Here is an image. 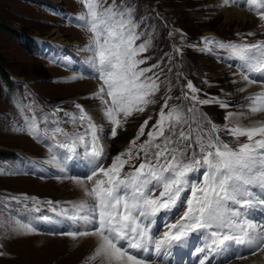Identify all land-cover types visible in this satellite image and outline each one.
<instances>
[{
	"label": "snow or ice",
	"instance_id": "6c2138e0",
	"mask_svg": "<svg viewBox=\"0 0 264 264\" xmlns=\"http://www.w3.org/2000/svg\"><path fill=\"white\" fill-rule=\"evenodd\" d=\"M81 3L77 21L88 34L82 49L88 54L87 78L97 81L89 98L99 102L107 129L82 104H75L72 112L57 108L48 114L34 100L17 105L20 120L13 129L42 143L49 153L45 163L54 166L58 179L71 181L81 193L78 201L67 202L69 207L57 213L81 227L59 234L94 241L85 264H172L174 250L187 247L192 237L199 241L190 253L199 256L197 264H232L264 256V39L248 40L257 32L244 34L240 41L204 37L200 51L213 55L222 50L225 55L218 58L236 68L233 82H242L237 92L247 93L243 103L236 101L238 109L228 110L232 108L228 101L201 99V90L186 81L183 99L188 106L170 105L173 97L165 94L148 132L151 116L106 164V137L115 139L130 117L156 104L163 81L160 71H154L158 64L141 67L149 59L144 54L150 41L137 43L141 33L129 11L117 0ZM233 6L255 15L257 29L264 34V0L220 2V7ZM173 51L179 55L182 49ZM83 78L84 74L73 77ZM257 83L260 90L248 92ZM208 104L226 110L223 125L200 112L199 105ZM70 164L81 171L70 173ZM7 200L22 203L28 211H41L35 197ZM26 200L33 205L23 203ZM51 210L57 212L55 207ZM34 219L60 222L48 215ZM5 231L28 236L38 229L34 223L10 217Z\"/></svg>",
	"mask_w": 264,
	"mask_h": 264
},
{
	"label": "rangeland",
	"instance_id": "374dc122",
	"mask_svg": "<svg viewBox=\"0 0 264 264\" xmlns=\"http://www.w3.org/2000/svg\"><path fill=\"white\" fill-rule=\"evenodd\" d=\"M215 1L117 0L139 26L141 40L137 43L150 41L149 50L144 54L149 59L141 67L158 64L159 68L154 71H160L163 83L156 104L150 105L145 113L130 117L115 139L106 137L109 145L106 164L128 146L140 125L151 116L145 128V133L148 132L165 94L173 97L170 105L188 106L189 102L183 99L186 81H192L201 90V99L219 97L228 101L232 105L228 110L238 109L236 101L243 103L237 92L238 84L233 82L236 68L230 66L232 62L218 58L225 55L222 50L216 49L217 54L209 55L200 48L204 46L207 31L211 32L207 37L240 41L244 34L255 32L254 26L238 20L226 21L224 14L215 12ZM82 11L81 0H0V69L6 72L4 75L0 72V169L6 170L0 171V205H9L7 209L0 207V225H3L0 226L3 245L0 251L4 252L0 264H85L90 254L71 237L59 234L81 227L57 215L61 208L69 207L67 202H75L77 195H73L72 185L66 187L70 184L57 178L54 166L42 163L49 155L42 143L13 130L20 120L17 105L32 100L48 114L57 108L72 112L75 104H82L107 129L99 102L89 98L96 90L97 81L87 78L85 58L74 51V48H83L88 39V34L78 26L77 17ZM261 39H264L261 33L248 37L250 42ZM174 47L182 52L177 55ZM81 74L86 78L73 79ZM199 109L213 123H225L226 110L218 105H199ZM66 127L71 130L70 125ZM144 139L146 135L138 143ZM79 171L69 165L70 173ZM23 195L37 198L36 206L41 211H28L22 203L7 200ZM47 201L53 203L50 205ZM23 203L31 207L34 202ZM53 207L56 213L51 210ZM42 215L60 222L34 219ZM10 217L34 223L37 233L28 236L6 233ZM197 243L198 240L194 247Z\"/></svg>",
	"mask_w": 264,
	"mask_h": 264
},
{
	"label": "bare ground",
	"instance_id": "6f19581e",
	"mask_svg": "<svg viewBox=\"0 0 264 264\" xmlns=\"http://www.w3.org/2000/svg\"><path fill=\"white\" fill-rule=\"evenodd\" d=\"M220 2H221V0H216L215 1V5H216V11L215 12H217L218 14H224L226 21L238 20V21H241L244 24L249 22V23H251L254 26L255 32L260 33L259 30L257 29L258 20L255 17V15H253L252 13L247 12L242 7H236V6H233L231 8L220 7ZM210 34H211V32L207 31L205 33V37L209 36ZM82 49L83 48L78 47V48H74V51H75V53L78 56L84 57L85 59H83V60L86 61L88 54L86 52L82 51ZM234 79L236 80L237 77L234 76ZM237 84H238V88H240L242 86V82H239ZM260 87H261V85L259 83L254 84L251 87H249L248 92L259 91ZM239 94H240L241 97H243L244 95H247V93H239ZM259 118L260 117H255V119H259ZM247 122L248 121H244V123H247ZM105 142L108 144L107 140H105ZM46 160L47 159L41 160V161L45 165H48L47 163H45ZM77 169L81 170L80 168H77ZM60 181L67 182L68 184H70V185H66V187H69V186L72 185L71 186L72 193H73V195H77V197L75 196L76 197L75 202L78 201L80 196H81V193L79 192L78 189H76L73 186L71 181H69V180H60ZM66 187H63V190H66ZM257 215H259V214H257ZM196 240H197V238L195 239V237H192L190 239L187 247H185L184 249L174 250V253H173L172 257H171L172 264H197L199 256L190 254L192 248L194 247V245L196 243ZM73 241L75 243L79 244L80 245L79 247H83L85 249L87 248V251H89L90 254H91V252L93 250V246H94V241L93 240H91V239H83V240H79V241H76V240H73ZM198 243H199V241H198ZM90 254L88 256H90ZM253 262H255V264H264V256L249 257L247 260H243V261H241V260H233L232 264H253ZM209 264H211V262H209Z\"/></svg>",
	"mask_w": 264,
	"mask_h": 264
},
{
	"label": "trees",
	"instance_id": "16d2710c",
	"mask_svg": "<svg viewBox=\"0 0 264 264\" xmlns=\"http://www.w3.org/2000/svg\"><path fill=\"white\" fill-rule=\"evenodd\" d=\"M0 72H1L2 75L6 74V72L4 70H2V69H0ZM5 78H6V76H5Z\"/></svg>",
	"mask_w": 264,
	"mask_h": 264
}]
</instances>
